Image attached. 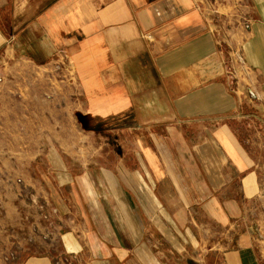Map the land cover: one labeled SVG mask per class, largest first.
<instances>
[{
    "label": "crops",
    "instance_id": "crops-1",
    "mask_svg": "<svg viewBox=\"0 0 264 264\" xmlns=\"http://www.w3.org/2000/svg\"><path fill=\"white\" fill-rule=\"evenodd\" d=\"M29 189L56 242L5 261ZM0 200V264H264V0H0Z\"/></svg>",
    "mask_w": 264,
    "mask_h": 264
},
{
    "label": "rangeland",
    "instance_id": "rangeland-1",
    "mask_svg": "<svg viewBox=\"0 0 264 264\" xmlns=\"http://www.w3.org/2000/svg\"><path fill=\"white\" fill-rule=\"evenodd\" d=\"M249 18L247 17H240V20L244 23L247 22ZM246 28V27H245ZM239 50V49H238ZM236 50V51H238ZM240 52H242L241 50H239ZM237 57V56H236ZM238 61V60H237ZM238 63H240L238 61ZM244 67L245 70L247 68L246 64L244 65V63H241ZM65 66V65H63ZM21 71L22 72H26V73H32V74H43V73H51L57 76V79L61 78V68L59 65H21ZM250 71H248L249 73ZM247 76V75H246ZM250 76L252 77V74L250 73ZM248 77V76H247ZM253 78V77H252ZM41 83V82H40ZM53 84V90L52 93H59L61 92L60 90V81L59 80H53L52 81ZM246 89H250L251 85L249 83V81H246ZM52 119L54 122H59V120H61L62 118H70L71 114H64V113H60V112H54L52 114ZM74 115V114H73ZM71 119V118H70ZM69 119V120H70ZM74 121V125L76 124L75 118H73ZM60 128H53V129H46L45 133L48 134L49 136H51V133H53V135H55L57 138H60ZM70 131V135L71 132L73 131V133L76 132V130H69ZM86 136H92V134H89L88 132H85ZM95 137L97 138V142L98 144H96V147L102 148L101 150H105L107 148L110 149H116L118 151V142H115V135L113 132L111 131H104V132H100V136L95 135ZM88 139H82L80 140V145L78 146L75 143L71 142V138L69 141L70 147H73L75 149H81L83 151L86 150V152L88 150H92V145L89 146V142H87ZM88 149V150H87ZM17 182H21V179L18 178ZM20 196L26 199V202L32 206L35 209V215H33L31 212L25 210L24 212H22L21 214V220H22V225L20 227H12V226H8L5 228V233L7 234L8 238H9V245L6 248V250L4 251L2 258L5 261H12L11 259H6L5 256L7 254H9L10 252H13L14 249H16V253L18 251V245L20 241H24L25 243V247L29 246L31 244H35L36 241L41 240L42 242L44 241L43 239H41L40 233L43 232L46 229V221L45 218L43 216V210H51L50 204L37 192H35L34 190H21ZM47 203L49 208H46L43 203ZM0 208H1V200H0ZM56 212H53V216H55ZM33 226H35L36 230L33 229ZM31 238V239H30ZM18 254V253H17ZM17 258V255L15 256V259ZM14 259V260H15Z\"/></svg>",
    "mask_w": 264,
    "mask_h": 264
},
{
    "label": "built area",
    "instance_id": "built-area-1",
    "mask_svg": "<svg viewBox=\"0 0 264 264\" xmlns=\"http://www.w3.org/2000/svg\"><path fill=\"white\" fill-rule=\"evenodd\" d=\"M210 1H212L213 3L216 2V1L225 3V2H227L229 0H210ZM213 9H214V11H216L215 7H213ZM244 24L246 26L248 24V22H244ZM236 56H237V60L240 63H244L245 62V58H244L243 54L239 50L236 51ZM250 94H253L252 88H250ZM43 205L46 208H49L47 203H43ZM42 210H43V212H42L43 216H44L45 221H46V229L43 232L40 233L39 237L41 239H43L45 242H48L49 244H52V243L54 244L56 242V239H55L56 235H58L57 231L55 229V221H54V216H53V212H56V208L51 207V210H45V209H42ZM33 229L36 230L35 226H33ZM52 248H54V252L56 253L55 257H54L56 264H61V262L71 263V262L74 261V258H75L74 254L62 253V252L60 253V252L56 251L55 247H52ZM16 255H17L16 249H14V251L10 252L9 254H7L5 256V258L6 259H11L13 261L15 259Z\"/></svg>",
    "mask_w": 264,
    "mask_h": 264
}]
</instances>
